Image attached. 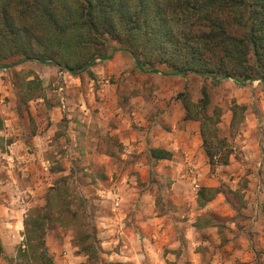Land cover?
<instances>
[{
    "label": "rangeland",
    "instance_id": "374dc122",
    "mask_svg": "<svg viewBox=\"0 0 264 264\" xmlns=\"http://www.w3.org/2000/svg\"><path fill=\"white\" fill-rule=\"evenodd\" d=\"M204 89L230 164L211 168L200 122L184 116L177 127L199 137L153 160L173 130L172 105L185 113ZM0 118V264H41L38 247L30 263L18 248L24 221L47 209L54 264H264V82L144 73L124 51L80 76L31 61L0 70ZM202 188L215 189L204 208ZM132 246L143 250L136 258Z\"/></svg>",
    "mask_w": 264,
    "mask_h": 264
},
{
    "label": "trees",
    "instance_id": "16d2710c",
    "mask_svg": "<svg viewBox=\"0 0 264 264\" xmlns=\"http://www.w3.org/2000/svg\"><path fill=\"white\" fill-rule=\"evenodd\" d=\"M118 51L144 73L264 82V0H0V70L36 61L80 76ZM27 86L36 97V81ZM210 103L204 89L197 104L184 101L183 119L200 122L202 147L215 169L230 164L233 149L218 114L209 115ZM150 157L169 161L173 153L152 148ZM214 191L200 190L201 207ZM50 215L47 209L24 221L20 258L36 262L38 247L41 264H54L46 243Z\"/></svg>",
    "mask_w": 264,
    "mask_h": 264
},
{
    "label": "crops",
    "instance_id": "0c3cea01",
    "mask_svg": "<svg viewBox=\"0 0 264 264\" xmlns=\"http://www.w3.org/2000/svg\"><path fill=\"white\" fill-rule=\"evenodd\" d=\"M171 112L177 113V118L173 122V130L170 133H168L166 136L162 137L160 139V141L156 142L155 147H163V149H166V150L170 151L171 153H173V158H176L175 154L177 153L176 151H179L178 149L181 148L180 147L181 141L185 140L188 143H191V142H194L199 136H198V134H195L193 132H190V131L188 132V130L186 132H182L177 127V121L181 120L184 116V109H182V107L179 104L176 103V104L172 105ZM182 138H184V139H182ZM195 152L196 151L194 149H188V152L184 156V161L186 164H188L187 165L188 170H191L192 172H194L193 169H195V168L198 169V167H199V165L196 162H195L196 164L193 163V158H194ZM163 161H168V160H163ZM169 161H171V160H169ZM204 207H201V208H204ZM140 225H142L143 227H147V224L144 222L140 223ZM143 234H144L143 236H144V238H146V240L150 236V233H148V231L144 232ZM127 245H129V244H127ZM140 250H142L141 247L138 248L137 246L136 247L132 246V250L130 249V252L127 251V254L132 253L133 258H136L138 256Z\"/></svg>",
    "mask_w": 264,
    "mask_h": 264
}]
</instances>
